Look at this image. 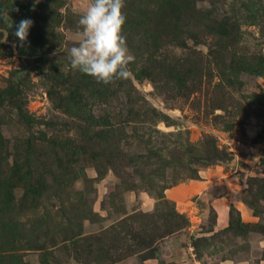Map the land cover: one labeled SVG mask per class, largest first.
Listing matches in <instances>:
<instances>
[{
  "label": "rangeland",
  "instance_id": "374dc122",
  "mask_svg": "<svg viewBox=\"0 0 264 264\" xmlns=\"http://www.w3.org/2000/svg\"><path fill=\"white\" fill-rule=\"evenodd\" d=\"M90 4L0 0V264H264V0H125L109 84Z\"/></svg>",
  "mask_w": 264,
  "mask_h": 264
},
{
  "label": "clouds",
  "instance_id": "9594fccd",
  "mask_svg": "<svg viewBox=\"0 0 264 264\" xmlns=\"http://www.w3.org/2000/svg\"><path fill=\"white\" fill-rule=\"evenodd\" d=\"M124 8L125 0H91L87 10L80 15L81 39L68 52L73 69L105 84L130 75L128 66L134 56L130 54L123 34L127 20ZM33 23L25 18L16 26L15 35L21 43L27 40Z\"/></svg>",
  "mask_w": 264,
  "mask_h": 264
},
{
  "label": "crops",
  "instance_id": "0c3cea01",
  "mask_svg": "<svg viewBox=\"0 0 264 264\" xmlns=\"http://www.w3.org/2000/svg\"><path fill=\"white\" fill-rule=\"evenodd\" d=\"M216 166H218V165H216ZM204 181H201V183L199 182V184H198V186H199V188L202 186V185H204V184H202ZM187 187H188V190H189V192H192V189L193 188H196L197 187V184L195 183V182H190L188 185H187ZM199 190H201V188L199 189ZM212 204H213V206H214V208H215V210H216V213H217V219H216V221H217V224H216V226L218 227H222L223 226V224H224V221H225V219H226V217H227V210H226V208L224 207L225 206V204H224V202L222 201V200H218V198L217 199H215L213 202H212Z\"/></svg>",
  "mask_w": 264,
  "mask_h": 264
},
{
  "label": "water",
  "instance_id": "95a60500",
  "mask_svg": "<svg viewBox=\"0 0 264 264\" xmlns=\"http://www.w3.org/2000/svg\"><path fill=\"white\" fill-rule=\"evenodd\" d=\"M251 127L253 130L255 131L257 130V126L252 125ZM218 162L228 167H235L237 165V161L235 159L234 160L219 159Z\"/></svg>",
  "mask_w": 264,
  "mask_h": 264
},
{
  "label": "trees",
  "instance_id": "16d2710c",
  "mask_svg": "<svg viewBox=\"0 0 264 264\" xmlns=\"http://www.w3.org/2000/svg\"><path fill=\"white\" fill-rule=\"evenodd\" d=\"M219 159H220V158H215V159L212 160V162H213V163H218Z\"/></svg>",
  "mask_w": 264,
  "mask_h": 264
},
{
  "label": "built area",
  "instance_id": "2783aa9c",
  "mask_svg": "<svg viewBox=\"0 0 264 264\" xmlns=\"http://www.w3.org/2000/svg\"><path fill=\"white\" fill-rule=\"evenodd\" d=\"M237 145H239V142H237ZM240 146H242V144L240 143Z\"/></svg>",
  "mask_w": 264,
  "mask_h": 264
}]
</instances>
